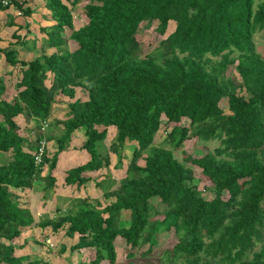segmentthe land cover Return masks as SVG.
I'll use <instances>...</instances> for the list:
<instances>
[{
	"label": "trees",
	"instance_id": "1",
	"mask_svg": "<svg viewBox=\"0 0 264 264\" xmlns=\"http://www.w3.org/2000/svg\"><path fill=\"white\" fill-rule=\"evenodd\" d=\"M10 2L21 8L19 1ZM43 2L53 23L41 28V53L23 61L14 48L0 47V60L10 70L17 67L18 74L11 99L3 95L0 75V154L9 156L0 163V264L40 263L14 255L12 241L32 224L62 229L69 238L76 234L68 253L84 248L87 255L70 264H151L134 259L132 252L148 244L149 253L160 232L173 233L175 243L163 253L180 264H264V59L253 42L254 33L264 29V0ZM79 4L85 20L74 28L71 10ZM6 15L5 26L13 25ZM170 21L173 29L155 50L142 54L139 30L156 22L162 35ZM11 37L26 42L16 30ZM68 40L75 43L71 50ZM45 48L53 50L45 53ZM228 65L237 77L226 74ZM75 88L85 98L75 97ZM58 94L67 98L62 119L51 118ZM18 116L33 123L25 136L18 131ZM53 125L60 130L56 147L50 158L45 147L35 164L36 145L51 139L45 130ZM161 126L168 147L152 144ZM108 128L115 131L109 152L134 143L124 175L112 188V179L85 175L109 164L108 153L98 151ZM76 130H82L79 147L88 159L65 168L63 184L78 188L92 181L112 199L101 205L73 198V207L55 219L34 223L15 191L31 189L36 180L50 189L58 153ZM191 137L218 144L176 158L172 150ZM186 163L209 181V199L202 197ZM44 164L48 171L41 175ZM155 197L164 205L160 213L151 204ZM117 236L128 245L124 263L116 262Z\"/></svg>",
	"mask_w": 264,
	"mask_h": 264
},
{
	"label": "rangeland",
	"instance_id": "2",
	"mask_svg": "<svg viewBox=\"0 0 264 264\" xmlns=\"http://www.w3.org/2000/svg\"><path fill=\"white\" fill-rule=\"evenodd\" d=\"M71 13L72 25L74 28L77 25H80L85 20L83 7L81 6V4L72 8ZM32 23L34 22L32 21ZM155 26L156 22H152L149 27L142 28L138 32L142 54L149 53L156 49L158 42L173 29V21H170L165 32L162 35L158 34L155 31ZM31 27L32 28H29V30H33L34 33H37V29L34 26ZM11 29L8 27L4 28L3 19L0 16V46L5 47L6 42L10 40L9 35ZM63 35L67 37L68 30H65ZM263 35L264 29L256 31L253 35V42L255 45V51L259 53L260 56L264 59ZM43 37L44 36L40 35L38 40L41 41ZM74 45L75 43L73 41L68 40L67 48L69 50H71ZM20 46L21 45L15 44L12 47L16 50V56L23 61L33 59L40 54L39 49L29 50V52L27 49ZM52 50V48L44 49L46 53H49ZM3 65H5L4 62L0 60V75L3 79L4 85H6V89L3 95L5 98L11 99V97L15 93L13 85L17 79L16 75L18 76L17 67L10 70V66ZM5 70H10L9 76L4 72ZM228 73H232L235 77H237V75L233 72V68L231 65H228L227 67L226 74ZM45 83L48 84V81H45ZM75 97L83 99L85 98V94L80 88H75ZM66 102L67 98H65L64 96L59 94L55 96V102L52 104L51 108V118L62 119L64 117V114L66 112ZM220 106L222 108H225L224 99L221 100ZM15 120L17 121V128L19 133L25 136V127L30 124L33 125V123L25 119L23 116H18L17 118H15ZM161 121H164L163 117L161 118ZM180 124L185 125L186 120H181ZM59 133L60 130L54 125L48 127V129L46 128L45 130V135L51 138L46 141V152L48 158H50L53 150L56 147L55 139L59 135ZM114 134V129L108 128L106 137L98 144V151H100L101 154H103L104 152L108 153L109 164L97 171L89 173L85 172V175L89 174L92 178L95 177L96 180L103 178L112 179L113 184L111 188L115 187L118 183V180L124 175V169L128 158L130 157L131 148L134 145L133 142H126L122 148H117L116 153L113 154L112 152H109V145L114 141ZM164 135V127L161 126L157 133L154 135L152 144L156 146L164 145L168 147V145L164 143ZM82 140H84V137L80 133V130L76 131L75 133L73 132L69 144L58 153V158L56 161L58 168L51 171L52 175H54L55 177V182L50 189L43 190L42 188L44 186V183L36 180L34 181L31 189L15 191L18 196V200L22 203H26L25 205L28 207L34 218V223L42 220L44 221L46 219H55L59 214H61V212H64L73 207V198H85L88 204H94L96 201H99L101 205L107 204L112 199L103 196L101 189L95 187L92 181H87L78 188H76L75 185L65 186L63 184V173L61 170H65V168L68 167H73L88 159L86 152L84 150H81L79 147ZM217 144V140L201 142L196 140L195 137H191L184 140L180 148L173 149L172 153L176 158L180 159L183 152L191 155H198V151H212V149L216 147ZM8 159V154H0V163L8 161ZM138 163L141 165L142 161L140 160ZM185 165L191 169L193 177L199 180L197 182L195 181L194 183H196L195 186L201 192L202 197H204L205 199H209L211 197V193L207 191V188H210L209 181L201 175L200 169L198 167L190 163H186ZM47 166V164H44L42 166L41 175H46L48 171ZM224 196H226V194H224L223 197ZM151 204L159 213L164 209L163 203H161L156 197L151 198ZM127 215V211L122 212L120 220L122 222L125 221L127 219ZM75 240L76 234H74L73 237L69 238L68 236L64 235L62 229L53 231L51 230L49 225L45 227H39L36 224H32L29 228H24L20 236L12 241V244L15 246L14 255L25 256L27 260H40L39 264H70L76 263L79 259L84 258L85 253L87 255V252H84V248L79 249L72 254L68 253V246ZM175 240L176 238L174 237L172 232L157 233V235H155V238L152 237L151 242L149 243V253H146L148 244H144L138 247L134 252H132L133 257L136 260L146 261L151 264H180L181 259L171 258V256H167L163 253V250L175 243ZM61 245H64L66 247L65 251H60ZM257 247V245L254 246L251 252L255 251ZM114 248L116 252V262L124 263L127 259V256L125 255L128 250V245L125 244L122 238L117 236L114 240ZM251 252L247 251L244 257H250ZM200 256H202V253H200ZM103 264H105V262H103Z\"/></svg>",
	"mask_w": 264,
	"mask_h": 264
},
{
	"label": "crops",
	"instance_id": "3",
	"mask_svg": "<svg viewBox=\"0 0 264 264\" xmlns=\"http://www.w3.org/2000/svg\"><path fill=\"white\" fill-rule=\"evenodd\" d=\"M17 1H19L22 4L21 8H17L15 5L12 4L9 7H7V9L0 10V14H1L0 16L3 19L4 28H7V27L10 29L12 28L10 35H9L10 40H8L6 42L5 47L6 48L12 47L15 44L21 45V44H18L16 42V40L11 37V33L14 30H16V32L20 34L21 38L23 37L24 39H26V42L21 45L23 48L27 49L28 51L34 50V49H39V51L41 53L42 50L40 49V42H39L40 40H38V39H39L40 35L42 36L41 28L49 26L50 24L53 23L51 16H50V11L47 8H45L44 2H43L44 0H17ZM24 8H28V10L27 11L23 10ZM6 13L11 14L10 17L12 19V23H14L11 26H5L6 21L8 20ZM32 21L34 23H32ZM17 24H20V28H17ZM31 26H34L37 29V33H34L33 30H29V28H32ZM33 42L35 43L34 46L32 44ZM0 47H2V46H0ZM45 49H48V48H45ZM18 59H20V58H18ZM3 66H6V64ZM6 71L7 70H5L4 72L6 73ZM8 76H9V74H8ZM76 131H78V130H76ZM76 131H74V133ZM80 133L82 134V130H80ZM82 136H83V134H82ZM57 168L58 167L56 164V167L54 169H57ZM61 171L63 173L64 169ZM63 176H64V173H63Z\"/></svg>",
	"mask_w": 264,
	"mask_h": 264
},
{
	"label": "built area",
	"instance_id": "4",
	"mask_svg": "<svg viewBox=\"0 0 264 264\" xmlns=\"http://www.w3.org/2000/svg\"><path fill=\"white\" fill-rule=\"evenodd\" d=\"M11 4L10 0H0V6H4V7H9ZM42 127L44 128L45 125H42ZM42 130V128H41ZM36 151L34 153L33 159H34V163L35 164H39L41 161V156L44 153L43 150L46 147V142L41 140L37 145H36Z\"/></svg>",
	"mask_w": 264,
	"mask_h": 264
}]
</instances>
